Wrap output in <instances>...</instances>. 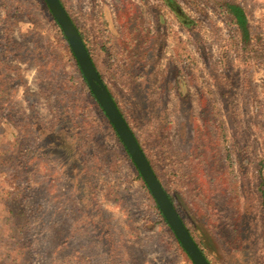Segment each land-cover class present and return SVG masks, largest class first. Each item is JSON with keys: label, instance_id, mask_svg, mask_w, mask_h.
Wrapping results in <instances>:
<instances>
[{"label": "rangeland", "instance_id": "obj_1", "mask_svg": "<svg viewBox=\"0 0 264 264\" xmlns=\"http://www.w3.org/2000/svg\"><path fill=\"white\" fill-rule=\"evenodd\" d=\"M175 1L196 23L188 30L163 0H62L160 183L184 207L178 210L186 226L192 227V216L212 236L218 256L209 260L264 264V56H259L264 53L259 48L246 56L240 50L236 30L215 0ZM234 1L245 11L256 44L264 43V0ZM33 8L47 23L31 36L42 45L39 56L47 64L42 80L53 90L65 85L76 105L84 102L88 97L76 79L64 74L54 81L67 62L64 48L50 18L41 16L44 8ZM35 73H27L29 82H35ZM0 76L7 85L14 81L5 72ZM21 91L13 90V103L23 111ZM46 102L33 113L44 124L51 115ZM89 116L92 126L100 123L98 111L91 109ZM18 128L10 114H0V146L12 142ZM97 138L75 167L90 179L88 192L111 229H120L129 241L136 235L145 244L157 239L141 264H190L165 237L166 228L152 233L156 210L135 169L123 161L113 133L98 128ZM44 160L36 173L0 169V255L10 253L9 232L17 222L18 235L32 252L39 249L46 264L52 256L65 262L68 253L82 264H106L99 259L105 251L97 256L90 250L96 234L92 241L85 234L91 229L87 210L94 206L75 200L79 191L70 184L64 161L62 167L58 160ZM15 208L16 220L10 214Z\"/></svg>", "mask_w": 264, "mask_h": 264}, {"label": "trees", "instance_id": "obj_2", "mask_svg": "<svg viewBox=\"0 0 264 264\" xmlns=\"http://www.w3.org/2000/svg\"><path fill=\"white\" fill-rule=\"evenodd\" d=\"M59 1L64 7L62 0ZM163 1L183 28L188 30L192 25L196 24L194 19L182 10L175 0ZM215 1L221 10L222 16H225L229 24L235 28L238 35L240 50L246 53V56L258 54L259 48L264 53V43L260 41L256 44L257 39L254 41L251 35L248 18L241 5L234 0ZM34 6H42L44 8V13H42L41 16L47 15L50 18L49 24L52 22V26L58 36V41L64 48L63 53L66 56L67 62L64 67L57 69L54 81L56 82L64 74H68L72 80L76 79L78 84L84 87L88 99L82 103L80 102L78 105L73 101L74 94L71 93L73 96L71 97L69 95L70 89L66 90L65 85L58 83L53 90V84L51 82L45 81V78L42 80V75L48 71L47 64L44 59H42L43 55L39 56L42 45L32 40L33 38L31 36L40 33L43 26L47 23L44 22L42 24V22L33 15V13L36 14L33 8ZM41 16L40 18H42ZM70 19L77 28L96 68V64L87 47L83 32L71 17ZM32 47L37 48L38 51L31 52ZM31 71L36 72L35 82H29L27 79V73ZM2 72H5L7 76L11 77L14 81L10 83V85L9 83L7 85L5 82L6 78L3 76V79L0 76V114H10L11 117L18 122L19 133L12 139V142L0 146V169L1 167L13 168L15 171H20L21 174H30L29 172L36 173L40 170L43 164L42 158L45 160L50 159L52 162L58 160L62 167L64 166V161L66 164V174L71 180L70 184L76 192L79 191L78 197H76L75 200L81 199L83 205L94 206L91 208V212L87 210L88 213H91L89 219L92 230L86 229L85 234L91 241L94 239L93 233H95L97 237V245L95 244L94 248L89 246L90 250L97 256L105 251L104 253L106 254L102 253L99 259L106 264H141V261L145 260L151 251L155 250L158 246L155 242L157 239H151L150 242L145 244L143 243L144 239L136 235L129 241L120 229L119 231L111 229L112 226L108 224V219H106L104 213L97 204L94 203L91 198V193L88 192L90 179H87V176H85L86 173L83 172L81 168L75 167L77 162L80 164L81 161H83L84 153L92 151L95 148L96 139H98V128L100 132L107 133L110 130L113 133L114 138L121 147L120 154L122 155L123 161L129 163L132 168H134V165L111 124L89 90L65 37L47 9L44 0H0V75H2ZM18 87L22 89L21 104L23 106V111L15 109L16 107L13 103V93H15L13 90H17ZM107 90L116 103L110 90L108 88ZM46 94H48L47 102L44 101V95ZM43 102L47 103L48 111L51 113L45 124L43 121H40V116L37 117V115L35 116L33 114L35 110L42 108ZM116 105L127 122L122 110L117 103ZM91 109L98 111L100 115V123H97V120H95V125L93 126V116H89ZM31 113L32 115H30ZM42 118L45 120V117L42 116ZM79 126H81L80 129H78ZM137 142L139 143L138 139ZM34 149H37L38 152L31 155L29 152H32ZM229 160L232 161L231 159ZM100 165L103 167V163H100ZM135 172L137 174V179L142 184L147 199L156 210V219L150 224L152 233H156L160 226L166 228L168 230V235L165 237L172 245L174 244V247L178 248L182 254H184L190 264H193L168 227L136 169ZM54 184L55 182L53 184L50 182L51 187L60 186V184ZM18 189L19 187L16 191H18ZM167 194L178 215L182 219L178 210V207L182 205L180 206V203L176 205L175 198L168 192ZM9 198H11V194ZM13 199L11 202H13ZM181 208L184 209L183 206ZM15 211L16 208L14 211L10 209V214L14 220H16V216L13 213ZM182 221L206 260L209 264H213L211 260H209L210 255H218L216 253V247H213L215 243L210 233H208L205 227L192 216L190 220L192 223L191 228L186 226L183 219ZM16 225L17 222L12 225V231L9 232L13 240L10 253L7 256L0 255V264H46V261H42L39 249L32 252L29 244L18 235L17 231L19 228L16 227ZM128 249L130 250V255L128 256L130 259L123 255L124 251L126 252ZM65 254L66 253H63V255ZM53 257L54 256L48 258L49 264H82L80 260H72L71 254L69 253L68 259L65 258V262H62V260L57 261Z\"/></svg>", "mask_w": 264, "mask_h": 264}, {"label": "water", "instance_id": "obj_3", "mask_svg": "<svg viewBox=\"0 0 264 264\" xmlns=\"http://www.w3.org/2000/svg\"><path fill=\"white\" fill-rule=\"evenodd\" d=\"M44 2L64 35L89 90L121 141L134 168L140 175L181 248L193 264H209L189 234L172 204L167 191L160 183L151 164L137 142L135 135L120 113L106 86L101 81L83 40L67 14V11L59 0H44Z\"/></svg>", "mask_w": 264, "mask_h": 264}]
</instances>
